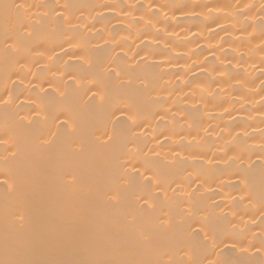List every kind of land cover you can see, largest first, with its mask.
Instances as JSON below:
<instances>
[{
	"label": "bare ground",
	"instance_id": "obj_1",
	"mask_svg": "<svg viewBox=\"0 0 264 264\" xmlns=\"http://www.w3.org/2000/svg\"><path fill=\"white\" fill-rule=\"evenodd\" d=\"M264 264V0H0V264Z\"/></svg>",
	"mask_w": 264,
	"mask_h": 264
},
{
	"label": "snow or ice",
	"instance_id": "obj_2",
	"mask_svg": "<svg viewBox=\"0 0 264 264\" xmlns=\"http://www.w3.org/2000/svg\"><path fill=\"white\" fill-rule=\"evenodd\" d=\"M225 264H233L232 261H225Z\"/></svg>",
	"mask_w": 264,
	"mask_h": 264
}]
</instances>
